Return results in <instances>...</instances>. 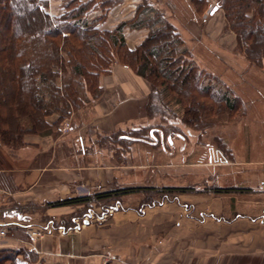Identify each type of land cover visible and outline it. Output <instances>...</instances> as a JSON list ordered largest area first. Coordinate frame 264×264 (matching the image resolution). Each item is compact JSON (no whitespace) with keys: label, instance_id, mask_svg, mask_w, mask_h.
I'll return each mask as SVG.
<instances>
[{"label":"rangeland","instance_id":"obj_1","mask_svg":"<svg viewBox=\"0 0 264 264\" xmlns=\"http://www.w3.org/2000/svg\"><path fill=\"white\" fill-rule=\"evenodd\" d=\"M44 1L48 3L47 13L51 17L63 14L67 0H61L59 12L55 15L50 13L49 1ZM2 3L3 0H0ZM121 5L126 6V18L121 20L124 16L120 17L116 12L110 16V12L118 10ZM147 7L155 10L152 16L162 15L176 28L189 51L188 60L209 75L216 88L229 89L237 96V108L230 111L214 105L215 110L210 115L201 114L196 120L187 114L186 105L182 107L171 102L169 109L163 103L160 105L162 111L155 113L150 109L151 89L147 82L131 68L115 63L110 73L99 77V96L88 94L89 102L82 108H74L72 114L61 122L59 129L52 127L40 132L51 129L54 136L64 134L79 150L78 138L84 132V163L89 164L96 175L91 179V184L75 187V199H86V202L75 204L76 211L62 217L63 224L62 221L58 225L46 222L45 226L50 230L61 228L60 231L67 232L85 223L107 226L117 211L140 212L174 201L188 208L193 206L204 216L220 214L226 219L222 226L225 227L236 214L246 213L245 206L257 195L255 190L264 180L260 175V170L264 171V141L260 140L264 137V125L250 121L264 115L263 105L258 98L259 90L264 89L261 88L264 87V75L260 72L261 65L248 60L238 47L236 34L227 27L224 10L218 6L217 0H112L103 10L101 7L92 9L88 16L89 20L99 22L97 26L100 32H114L121 24L134 22ZM171 16L178 26L171 22ZM109 19L116 21L114 28H99ZM127 30L147 33L139 45L150 33L146 26H126L123 29L124 37ZM127 46L130 48L128 43ZM116 67L129 69L146 84L148 95L144 116L116 129L102 131L93 125L94 111L91 109L104 98L105 89L101 79L112 75ZM51 118H48V122L56 124L58 119L53 122ZM89 121L92 125L87 127ZM67 123L69 127L63 131ZM150 211L159 216L166 213L161 208ZM104 212L107 217L100 220ZM73 217L75 219L71 222ZM86 217L89 218L87 222ZM208 222L211 223L201 225V222L194 221L192 227L182 228V232L177 234L176 245L183 250L195 246L191 240L196 237L194 230L197 227L201 229L202 240L208 239L207 235L213 234L216 227L221 228L212 221ZM65 223H68L67 228ZM30 227L31 224L27 229ZM155 230L159 228L155 227ZM44 238L45 235L36 243L30 239L32 250L38 252L40 241ZM183 250L179 249V255ZM4 264L12 263L8 261ZM39 264L49 263L42 259Z\"/></svg>","mask_w":264,"mask_h":264},{"label":"crops","instance_id":"obj_2","mask_svg":"<svg viewBox=\"0 0 264 264\" xmlns=\"http://www.w3.org/2000/svg\"><path fill=\"white\" fill-rule=\"evenodd\" d=\"M48 1L50 13L58 14L61 0ZM114 12L124 16L121 20L126 18V6L111 11L110 16ZM173 18L171 22L176 24ZM114 25L116 21L109 19L99 28L108 30ZM146 35L145 31L127 30L125 37L130 49ZM261 67L264 75V59ZM101 85L105 89L104 98L91 109L96 129H116L144 116L148 88L129 69L116 67L112 75L101 79ZM258 98L264 108V89L259 90ZM56 119L57 116H52L51 121ZM254 119L250 121L264 125V115ZM89 122L87 127L92 125ZM84 139L82 132L79 150L64 134L54 136L49 129L26 136L25 147L19 150L0 146V189L8 194L0 204V226L8 229L0 252L18 253L17 264H39L42 259L49 264H264V180L255 190L257 195L245 206L246 213L236 214L231 223L224 225L234 227L228 230L222 227L226 219L220 214L204 216L195 207L188 208L178 201L140 212L117 211L107 226L85 223L67 232L60 231L61 228L48 229L46 222L58 225L62 217L76 211L75 205L57 203L75 199V187L91 184L96 177L91 166L84 163ZM260 140L264 141V137ZM260 175L264 178L263 170ZM159 208L166 213L159 216L150 211ZM194 221L201 225L212 221L221 228L216 227L213 234L207 235L208 239L202 240L201 229L197 227L196 237L191 240L195 246L183 250L176 245L177 234L184 227H192ZM30 224L46 229L39 253L29 244L26 229ZM65 224L67 228L68 223ZM179 249L183 250L182 255Z\"/></svg>","mask_w":264,"mask_h":264},{"label":"trees","instance_id":"obj_3","mask_svg":"<svg viewBox=\"0 0 264 264\" xmlns=\"http://www.w3.org/2000/svg\"><path fill=\"white\" fill-rule=\"evenodd\" d=\"M112 0H67L59 17L47 13L44 0H3L0 4V144L25 147V137L60 127L74 108L89 102L88 94L101 93L99 77L115 63L131 68L143 78L151 93L150 109L161 104L186 105L194 119L218 108L236 110L239 100L229 89L220 90L192 61L176 28L162 15L144 8L134 22L114 32H100L89 20L92 9L103 10ZM227 27L251 62L264 59V0H217ZM110 6V5H109ZM157 13V12H156ZM158 14V13H157ZM146 26L147 38L134 50L128 48L123 29ZM164 107V106H163ZM57 116V123L48 118ZM110 196H106L109 198ZM105 197H102V199ZM86 199L60 201L57 205L85 203ZM154 203V202H153ZM152 203V205H153ZM16 252H0V264L16 263ZM25 264H28L26 262Z\"/></svg>","mask_w":264,"mask_h":264},{"label":"built area","instance_id":"obj_4","mask_svg":"<svg viewBox=\"0 0 264 264\" xmlns=\"http://www.w3.org/2000/svg\"><path fill=\"white\" fill-rule=\"evenodd\" d=\"M69 127V124L67 123L63 131H66ZM6 197V192L0 189V204L3 202L4 198ZM119 207V206H118ZM117 207V208H118ZM114 209V208H112ZM111 212V211H110ZM92 217V213L90 215ZM99 217V216H98ZM107 217V213H101V216L99 217L100 220H104ZM89 218L86 217V221ZM98 219V220H99ZM29 229H27V234L29 235L30 239L32 240L33 243H36L38 239L43 238L45 235V230L43 227L39 225H31ZM8 237V230L6 227H1L0 226V246H2L6 242V238Z\"/></svg>","mask_w":264,"mask_h":264}]
</instances>
